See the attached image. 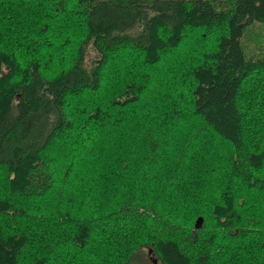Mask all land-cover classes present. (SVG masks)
<instances>
[{
	"label": "trees",
	"instance_id": "1",
	"mask_svg": "<svg viewBox=\"0 0 264 264\" xmlns=\"http://www.w3.org/2000/svg\"><path fill=\"white\" fill-rule=\"evenodd\" d=\"M254 24L264 0H0V264H264Z\"/></svg>",
	"mask_w": 264,
	"mask_h": 264
},
{
	"label": "rangeland",
	"instance_id": "2",
	"mask_svg": "<svg viewBox=\"0 0 264 264\" xmlns=\"http://www.w3.org/2000/svg\"><path fill=\"white\" fill-rule=\"evenodd\" d=\"M255 28H256V30H254ZM250 29L254 30V31H250V32L256 33L257 37H259L261 34H263L262 36H264V26H258L256 24H254L250 27ZM247 38H249L247 48L250 49V46H251L254 50V53H251L252 51L249 52L248 57H250L252 55H256L255 53L257 52V49L254 48L255 47V42H254L255 39L252 38V34H250ZM211 40H212V37L209 38V41H211ZM258 41H259V39H258ZM245 42L246 41L244 39L243 44ZM127 264H160V262L151 255L148 247H143L140 250V252L135 257H133Z\"/></svg>",
	"mask_w": 264,
	"mask_h": 264
}]
</instances>
